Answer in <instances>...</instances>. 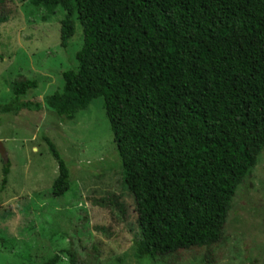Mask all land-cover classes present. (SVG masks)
Wrapping results in <instances>:
<instances>
[{"label":"trees","instance_id":"1","mask_svg":"<svg viewBox=\"0 0 264 264\" xmlns=\"http://www.w3.org/2000/svg\"><path fill=\"white\" fill-rule=\"evenodd\" d=\"M20 1L48 16L60 8V46L67 47L74 19L82 42L74 67L61 73L60 91L43 103L27 101L37 81L16 79L0 113L44 105L72 120L101 97L135 202L136 260L148 264L219 243L237 188L264 149V0ZM43 140L57 163L51 195L61 197L69 169ZM8 173L7 161L2 186ZM118 197L95 203L124 218ZM61 253L80 264L72 248Z\"/></svg>","mask_w":264,"mask_h":264},{"label":"rangeland","instance_id":"2","mask_svg":"<svg viewBox=\"0 0 264 264\" xmlns=\"http://www.w3.org/2000/svg\"><path fill=\"white\" fill-rule=\"evenodd\" d=\"M63 17L60 8L48 16L27 1L0 0V104L9 101L12 82L19 78L37 81L23 98L27 101L43 103L61 90V73L74 67L82 42L74 19L67 47L60 46ZM44 136L69 169L70 188L61 197L51 195L58 170ZM0 141L9 163L2 186L0 157V264H46L55 254L56 264H70L61 253L69 248L80 264H147L134 256L135 202L123 184L101 97L72 120H62L44 105L17 115L0 113ZM111 194L124 204V218L95 203ZM148 264H264V149L237 188L219 243Z\"/></svg>","mask_w":264,"mask_h":264},{"label":"water","instance_id":"3","mask_svg":"<svg viewBox=\"0 0 264 264\" xmlns=\"http://www.w3.org/2000/svg\"><path fill=\"white\" fill-rule=\"evenodd\" d=\"M0 157L4 160V162H7V154L5 152V149L3 147L2 142L0 141Z\"/></svg>","mask_w":264,"mask_h":264},{"label":"crops","instance_id":"4","mask_svg":"<svg viewBox=\"0 0 264 264\" xmlns=\"http://www.w3.org/2000/svg\"><path fill=\"white\" fill-rule=\"evenodd\" d=\"M58 174V173H57Z\"/></svg>","mask_w":264,"mask_h":264}]
</instances>
